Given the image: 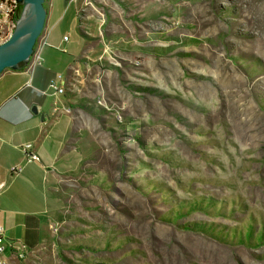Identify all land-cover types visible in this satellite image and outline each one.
I'll return each mask as SVG.
<instances>
[{"label":"rangeland","instance_id":"1","mask_svg":"<svg viewBox=\"0 0 264 264\" xmlns=\"http://www.w3.org/2000/svg\"><path fill=\"white\" fill-rule=\"evenodd\" d=\"M83 8L84 158L32 263L264 264V0Z\"/></svg>","mask_w":264,"mask_h":264},{"label":"crops","instance_id":"2","mask_svg":"<svg viewBox=\"0 0 264 264\" xmlns=\"http://www.w3.org/2000/svg\"><path fill=\"white\" fill-rule=\"evenodd\" d=\"M86 0H47V19L40 42L42 64L0 75V228L6 246L5 264H33L35 254L49 242L62 212V181L80 169L84 155L75 130L71 99L66 96L69 71L82 58L79 14ZM67 37V41L63 38ZM61 75L62 94L47 93ZM36 107L38 114L31 109ZM41 115H44L41 120ZM38 160L27 163L22 148ZM18 168L19 171L11 169ZM26 247L18 259L8 244ZM44 246V247H43Z\"/></svg>","mask_w":264,"mask_h":264},{"label":"water","instance_id":"3","mask_svg":"<svg viewBox=\"0 0 264 264\" xmlns=\"http://www.w3.org/2000/svg\"><path fill=\"white\" fill-rule=\"evenodd\" d=\"M21 14L11 37L0 44V75L6 70L19 71L27 66L41 37L47 19L45 0H17ZM38 114L36 107L31 109ZM44 115H41L43 120Z\"/></svg>","mask_w":264,"mask_h":264},{"label":"built area","instance_id":"4","mask_svg":"<svg viewBox=\"0 0 264 264\" xmlns=\"http://www.w3.org/2000/svg\"><path fill=\"white\" fill-rule=\"evenodd\" d=\"M20 5L17 0H0V44L6 42L14 32V29L17 25L18 18L20 16ZM64 41H67V37L63 38ZM38 44V43H37ZM36 44L35 47H38ZM45 45L42 43L39 48L34 49L31 60L32 68L38 67L42 64V57H41V49ZM62 76L57 75L52 80H50L47 93H58L62 94L63 89L59 86V82L61 81ZM31 144H26L22 148V152L24 158L27 163L37 161L38 157L33 152L30 151ZM13 171H19L18 168L11 169ZM3 185L0 184V192L3 189ZM6 246L3 245V230L0 228V264H5L4 255L6 252ZM9 248L15 252V255L18 259L24 258V253L27 251L26 247L18 244L13 243L9 245Z\"/></svg>","mask_w":264,"mask_h":264},{"label":"trees","instance_id":"5","mask_svg":"<svg viewBox=\"0 0 264 264\" xmlns=\"http://www.w3.org/2000/svg\"><path fill=\"white\" fill-rule=\"evenodd\" d=\"M46 2H47V0H45V4H44V7H45V9H46V11H47V8H46ZM20 17V16H19ZM19 19V18H18ZM36 46V45H35ZM35 48V47H34ZM23 68H25V67H23Z\"/></svg>","mask_w":264,"mask_h":264},{"label":"bare ground","instance_id":"6","mask_svg":"<svg viewBox=\"0 0 264 264\" xmlns=\"http://www.w3.org/2000/svg\"><path fill=\"white\" fill-rule=\"evenodd\" d=\"M38 43V42H37Z\"/></svg>","mask_w":264,"mask_h":264}]
</instances>
